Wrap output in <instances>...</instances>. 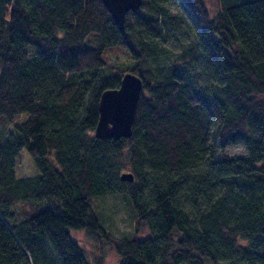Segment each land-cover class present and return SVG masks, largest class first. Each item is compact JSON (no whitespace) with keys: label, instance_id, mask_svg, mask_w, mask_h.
<instances>
[{"label":"trees","instance_id":"1","mask_svg":"<svg viewBox=\"0 0 264 264\" xmlns=\"http://www.w3.org/2000/svg\"><path fill=\"white\" fill-rule=\"evenodd\" d=\"M209 1L144 0L121 30L102 0H0V264H90L72 231L117 264H264V0ZM171 29L192 36L173 58ZM127 72L144 82L133 135L98 139ZM23 149L37 175L16 176ZM110 195L132 235L95 214Z\"/></svg>","mask_w":264,"mask_h":264},{"label":"rangeland","instance_id":"2","mask_svg":"<svg viewBox=\"0 0 264 264\" xmlns=\"http://www.w3.org/2000/svg\"><path fill=\"white\" fill-rule=\"evenodd\" d=\"M210 8L214 11L217 8L216 0H210ZM173 13H178L176 6H170ZM127 17V16H126ZM192 36L188 30L171 29L167 36L164 45L169 49V57L173 58L183 50L190 48ZM34 48L31 46L28 51L31 52ZM110 62L116 65L124 66L128 64L126 56L122 54H111L109 56ZM197 70L193 74H197ZM200 84L206 88L204 78L200 77ZM27 118L26 114L20 116L19 121ZM228 152L231 156H241L247 153V150L242 145H233L228 147ZM15 174L18 178L31 177L38 174V170L32 158L26 149H23L16 164ZM44 208L49 204L42 203ZM97 208H94L95 214L103 222L106 231L114 236L132 235L136 230V221L132 219V215L125 205L124 200L116 195L103 197L97 201ZM71 236L76 240L84 249V252L89 259L90 264H97L98 259L101 257L103 264H117V256L113 251L111 244L104 238L97 241L95 238L88 236L83 231H72ZM148 236L147 230H141L140 237L145 238Z\"/></svg>","mask_w":264,"mask_h":264},{"label":"water","instance_id":"3","mask_svg":"<svg viewBox=\"0 0 264 264\" xmlns=\"http://www.w3.org/2000/svg\"><path fill=\"white\" fill-rule=\"evenodd\" d=\"M113 20L125 29L126 16L130 11L139 10L144 0H102ZM143 79L135 73L123 75L120 87L103 92L99 102V119L95 137L102 140L118 141L133 135L136 112L143 91ZM121 181L133 182L134 175L125 172Z\"/></svg>","mask_w":264,"mask_h":264}]
</instances>
